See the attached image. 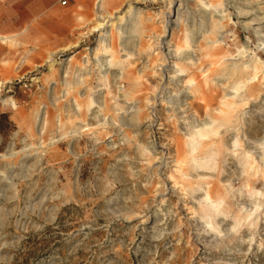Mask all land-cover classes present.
<instances>
[{"label": "rangeland", "instance_id": "1", "mask_svg": "<svg viewBox=\"0 0 264 264\" xmlns=\"http://www.w3.org/2000/svg\"><path fill=\"white\" fill-rule=\"evenodd\" d=\"M48 1L0 0V35L15 36L0 41V264H264V84L240 67L264 62V0H183L167 31L168 2L104 0L121 30L101 45L96 0ZM214 51L233 60L213 67ZM161 89L186 94L180 108L150 106ZM230 93L233 126L215 125L221 147L192 160L194 125ZM162 156L181 168L159 170Z\"/></svg>", "mask_w": 264, "mask_h": 264}, {"label": "bare ground", "instance_id": "2", "mask_svg": "<svg viewBox=\"0 0 264 264\" xmlns=\"http://www.w3.org/2000/svg\"><path fill=\"white\" fill-rule=\"evenodd\" d=\"M97 2H96V7H95V12H96V16H95V21H96V25L95 26H93V30L96 32V33H99V40H100V45L101 44H104V43H106V37H107V35L111 32V30H113L112 28L114 27V29H115V31H118V30H121V25L119 24V25H117V23H114V22H112V20H113V17L111 16V15H103L102 14V11H103V2H104V0H96ZM145 1H150V0H145ZM225 1H229V0H224V2ZM160 2H168L167 4H168V9H166V10H163V11H159L157 14H156V17H158V19H160V18H163L162 19V23H160V24H162V26H164V28H165V30L167 31L168 29V23H169V25H170V23L172 24V25H174V26H176V25H178L179 24V14H180V7L181 6H183L182 4V2H183V0H160ZM226 3V2H225ZM229 4H231L230 2H228ZM234 4V3H233ZM210 5V4H209ZM212 7V6H211ZM211 7H210V9H211ZM170 8H171V10L173 9V12L174 13H172V11L170 12L169 10H170ZM259 11V10H258ZM253 12V11H252ZM110 14V13H109ZM173 14V15H172ZM127 15V14H126ZM172 15V16H171ZM226 15H228V14H226V10H224V9H219V10H215V17L217 18V20L218 21H221V20H223L225 17H226ZM252 15H253V13H252ZM174 17L175 16V19L174 20H170V21H167V18L168 17ZM230 17V16H229ZM123 18V15L122 16H120V17H118V18H116L118 21H120V19H122ZM217 21V22H218ZM122 22V21H121ZM120 22V23H121ZM254 25V24H253ZM221 28V27H220ZM109 29V30H108ZM222 29V28H221ZM224 29V28H223ZM250 29V28H249ZM125 31V30H124ZM222 32V31H221ZM186 33V32H185ZM1 37V36H0ZM189 37V36H188ZM222 37L223 36H221V34L217 37V39L215 40L214 39V41H212L211 42V45L210 46H212V49H215L216 47H220V44H221V40H222ZM156 38V40L157 41H159V39H157V37H155ZM186 38H187V36H186ZM168 44V43H167ZM187 44V43H186ZM156 45H159L158 46V48H154V47H156ZM188 45V44H187ZM136 46V45H135ZM147 46V45H146ZM164 46H166V44L165 45H161L160 43H156L155 45H153V44H149L148 46H147V52H149V51H152V49H153V51L155 50V49H159L160 50V52H162V53H164V59L166 58L167 60H173L174 59V56L172 55L173 53H172V49H170V48H168V46L167 47H164ZM104 47V46H103ZM160 47V48H159ZM101 48V47H100ZM106 48H108V47H106ZM262 49V48H261ZM99 49L97 48L95 51L93 50V53L95 52V56H96V52H97V54H98V52H100V51H98ZM163 50V51H162ZM104 51H106V49H104ZM89 52V51H88ZM215 52V51H214ZM152 53H154V52H152ZM217 52H215L213 55H212V57L210 58V64H211V66H213V67H220V65H221V63L223 62V63H225V62H227L228 60H233L232 59V57H229V58H224V57H222L221 58V61H220V59L218 58V55L216 54ZM248 54H249V52H248V50H247V48L246 47H242V48H240V49H238L237 50V53H236V55L235 56H238L239 58H246V57H248ZM129 54H127V56H128ZM149 55V54H148ZM158 55V54H157ZM101 56V55H100ZM127 56H125V57H127ZM130 57V56H129ZM193 56L191 55H189L186 59H188L190 62H193V58H192ZM100 58V57H99ZM185 59V60H186ZM100 59H98L97 61H99ZM110 60V59H109ZM108 60V61H109ZM110 62V61H109ZM195 62V61H194ZM193 62V63H194ZM100 63H101V65H104L106 62H103V61H100ZM167 63L168 64H172L171 66H170V69H175V70H178V67L176 66V64L174 63V62H166V64H164V65H167ZM109 64V63H108ZM107 64V65H108ZM113 64V63H112ZM105 66V65H104ZM167 66H169V65H167ZM109 67V66H108ZM166 68V66L164 67L162 64H161V66L159 67L161 70L163 69V68ZM240 67H242V69H245V70H247L248 72H249V74L251 75L250 76V81H249V85H251V84H255L256 83V86L257 87H259L261 84H264V62H262L261 60H259L258 58H253L252 57V59L250 58V61L247 63V64H245V63H243V64H241L240 65ZM111 68V67H110ZM103 69V68H102ZM163 71V70H162ZM89 72V71H88ZM103 72V71H102ZM120 72V71H119ZM105 74V73H104ZM260 74V78H258L257 77V75H259ZM104 76V75H103ZM182 77V76H181ZM173 78V77H172ZM172 78H170V77H168V83L171 81L172 82ZM177 78H179V77H177ZM178 81V80H177ZM183 81V80H182ZM199 81V80H198ZM174 83H175V81H174ZM177 83V82H176ZM196 83L193 81H191L190 79H189V81L187 80L186 82H184V84H183V86H184V88H190V87H192L193 85H195ZM198 85V84H197ZM134 87H135V89H140V83L139 82H136L135 83V85H134ZM180 87V86H179ZM181 89V88H180ZM190 90V89H189ZM139 91H141V90H139ZM202 91H204V90H202ZM184 93V92H183ZM128 95H129V93H128ZM130 95H132V94H130ZM143 95V94H142ZM136 96V95H135ZM184 96L186 97V94H184V95H182L181 97L179 96V97H174V96H172V97H174V98H172L170 95H169V97H165V89H161V91H160V93L155 97V98H153L152 99V103L150 104V106H153L154 104H156L158 101H159V103L161 102V103H164V104H167V105H170L171 107H173L174 109H178V108H180V106H181V104H182V102H183V98H184ZM199 96V95H198ZM235 94L233 93H230V94H227L226 95V97L223 99H220V100H222V107H223V109H219V110H213V114H214V117L212 116V118H209V119H206V120H203V121H197L196 122V124L194 125V132L190 135V137L187 139V141H186V143L184 144V147H185V149L188 151V153H189V156H191V158H192V160H193V157L195 156V155H197V156H200V155H202L203 153L205 154V152H206V150H207V148H210V147H217L218 146V143H217V140L218 139H216L217 137L216 136H218V130H216L215 129V125L217 126V124H222L223 126H226V125H229V124H231V122H232V112H233V110L235 109L236 110V107H237V102L235 101ZM144 97V96H143ZM195 97V96H194ZM123 98V97H122ZM0 99H1V96H0ZM131 99V98H130ZM148 100V99H147ZM1 103H4L3 101L1 102ZM147 103H150V101H147ZM203 103V102H202ZM221 103V102H220ZM10 105H11V103H10ZM99 105V104H98ZM216 106V105H215ZM101 107H102V105H101ZM169 107V106H168ZM192 107V106H191ZM153 108V107H152ZM181 108H183V106L181 107ZM238 108V107H237ZM138 109V108H137ZM170 109V108H169ZM206 109H209L208 107L206 108ZM216 109V108H215ZM103 110V109H102ZM185 110V109H184ZM210 110V109H209ZM129 111L131 112V111H135V106H130V108H129ZM174 112V111H173ZM186 112V111H185ZM205 112V111H204ZM212 112V111H211ZM235 112V111H234ZM129 113V112H128ZM127 113V114H128ZM207 114V113H206ZM205 114V115H206ZM212 114V115H213ZM234 114V113H233ZM103 115V114H102ZM101 115V116H102ZM181 115V114H180ZM207 115H209V113L207 114ZM206 115V116H207ZM216 115V116H215ZM235 116V115H234ZM209 117V116H208ZM107 118V117H106ZM206 118V117H205ZM109 120V119H108ZM120 120V119H119ZM107 121V120H106ZM125 121V120H124ZM181 123V122H180ZM111 125V124H110ZM123 126H125V124L123 123L122 124ZM232 125V124H231ZM233 126V125H232ZM234 127H235V125H234ZM217 128V127H216ZM228 132V131H227ZM225 133V132H224ZM185 141V140H184ZM262 143H264V142H261V144ZM233 145H236V142H234L233 143ZM182 146V145H181ZM180 146V147H181ZM176 147V146H175ZM219 147H221V144H219ZM219 147H217V149L219 148ZM224 147V146H223ZM259 148H261V147H259ZM216 150V149H215ZM216 151H218V150H216ZM223 151V150H222ZM221 151V152H222ZM213 153H214V151H213ZM175 154H176V152H175ZM183 154V153H182ZM222 154V153H221ZM262 155H264V154H262ZM154 156V155H153ZM207 156V155H206ZM203 158H204V156H202ZM202 157H200V158H202ZM208 157V156H207ZM209 157H212V156H210L209 155ZM246 157V156H245ZM159 159V158H158ZM184 159V158H183ZM250 156H249V154L247 155V157L246 158H244V164L243 165H241V166H243L244 168H248V170H249V172L248 173H252L251 175H253V174H256V173H258V170L256 169V168H254L253 167V164L251 165L250 164ZM253 159V158H252ZM261 159V158H260ZM156 160H157V157H156ZM160 166H159V170H162V169H165V167L167 166L168 168H173L174 170H176L177 169V171H178V169L179 168H181L180 166H178L179 165V162H177L176 160H172L171 158H168L167 159V161H164L163 160V156L162 157H160ZM163 160V161H162ZM186 160V159H185ZM200 160V159H199ZM262 161H264V158H262L261 159ZM183 161V160H182ZM198 162V161H197ZM203 162V161H202ZM206 162H207V160H205V162H203L204 164V167L206 166ZM243 163V162H242ZM194 166H196V165H194ZM166 167V168H167ZM183 167V166H182ZM200 168V167H199ZM242 168V167H241ZM242 170H243V168H242ZM246 170V169H245ZM244 170V171H245ZM177 171H176V173H177ZM245 172H247V171H245ZM176 173H174V174H176ZM180 173V172H179ZM247 174V173H246ZM250 175V174H249ZM257 175V174H256ZM254 176V175H253ZM251 177V176H250ZM249 177V178H250ZM174 183H176V182H174ZM174 187H176L175 185L173 186V187H171L170 189H166L165 188V192L166 193H168V191H169V193L170 192H174ZM180 187V186H179ZM179 191V190H178ZM165 192L163 193V194H161L162 196L161 197H163L164 195H165ZM176 192V191H175ZM178 192H176V194H177ZM192 193V192H191ZM194 193V192H193ZM185 194H187V193H185ZM180 195V194H179ZM177 196V195H176ZM193 196V195H192ZM180 198V197H179ZM207 198H208V196H207ZM183 200V199H182ZM206 201H207V199H206ZM164 202H165V199H161L160 200V204H164ZM205 204H207L206 205V208H207V210L209 211L208 213H210L212 216H214V217H216V216H219L220 214H222L221 212H218L217 211V213L215 214V212H216V208H215V206H213L210 202L209 203H205ZM185 208V207H184ZM185 210H187V209H185ZM160 211V210H159ZM163 211V210H162ZM190 212V211H189ZM209 218V217H208ZM239 219V218H238ZM209 220V219H208ZM245 220V218H240L239 220H235L236 221V223H235V226L237 225H240V223L242 222V221H244ZM207 224L211 227V230L213 229V227L211 226V224H212V222L209 220V221H207ZM204 225H206V224H204ZM215 229V228H214ZM213 229V230H214Z\"/></svg>", "mask_w": 264, "mask_h": 264}, {"label": "crops", "instance_id": "3", "mask_svg": "<svg viewBox=\"0 0 264 264\" xmlns=\"http://www.w3.org/2000/svg\"><path fill=\"white\" fill-rule=\"evenodd\" d=\"M56 1H57V0H49V1H48V6H53V3H54V5H55ZM61 1H63V0H59V1H58L59 4H60ZM66 1H67V3L69 2V0H66ZM41 10H43V9H41ZM0 36H1V37H0V41H1L2 43H5V42H7V41H14V38H15V36H2V35H0ZM3 115H4V113H0V120L3 118Z\"/></svg>", "mask_w": 264, "mask_h": 264}, {"label": "built area", "instance_id": "4", "mask_svg": "<svg viewBox=\"0 0 264 264\" xmlns=\"http://www.w3.org/2000/svg\"><path fill=\"white\" fill-rule=\"evenodd\" d=\"M60 5H61V6H66V5H67V1H66V0L61 1V2H60Z\"/></svg>", "mask_w": 264, "mask_h": 264}]
</instances>
